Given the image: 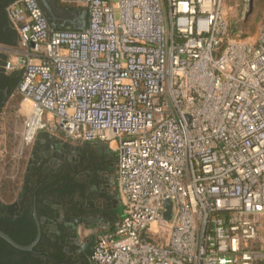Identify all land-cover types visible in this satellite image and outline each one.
I'll return each instance as SVG.
<instances>
[{
    "label": "built area",
    "instance_id": "2783aa9c",
    "mask_svg": "<svg viewBox=\"0 0 264 264\" xmlns=\"http://www.w3.org/2000/svg\"><path fill=\"white\" fill-rule=\"evenodd\" d=\"M74 1L82 30L11 3L5 69L22 71L24 144L115 143L123 215L91 264H264V27L230 34L225 0Z\"/></svg>",
    "mask_w": 264,
    "mask_h": 264
},
{
    "label": "flooded vegetation",
    "instance_id": "af4514ba",
    "mask_svg": "<svg viewBox=\"0 0 264 264\" xmlns=\"http://www.w3.org/2000/svg\"><path fill=\"white\" fill-rule=\"evenodd\" d=\"M0 29L2 32L0 40L16 37V33L11 30V23L1 7ZM4 71L7 73L5 61L0 54V110L8 103L10 93L14 90V85L9 84V81L3 78ZM10 75L16 74L10 73ZM64 142L58 137H51L45 133L38 136L25 168V176L30 174V179L26 181L24 176L17 200L8 205H0V220L2 219L0 227L6 228L4 221L6 213L15 220L23 217V205L20 200L27 193V188H33L35 194L43 186L70 190L74 188L76 190L74 195L65 201V205L50 204L56 212L54 215L48 212L45 216H39L34 204L33 218L36 235L34 240L25 247L36 241L39 231L41 236L33 248L22 250L33 251L44 235L49 237L52 242L62 246V251L68 256L67 264H91L90 258L84 260L81 247L85 242L90 241L89 237L93 236V248L100 225L110 218L103 212L106 208L105 199L108 197V190L104 189L108 186L105 185L106 172L103 171L108 169L109 164L101 162L103 159L106 161L104 157L106 148L103 143H84L82 145L68 143L65 146ZM92 197L95 198L92 199ZM14 203L15 205H13ZM34 211H36L37 217H35ZM0 231L2 230L0 229Z\"/></svg>",
    "mask_w": 264,
    "mask_h": 264
},
{
    "label": "trees",
    "instance_id": "16d2710c",
    "mask_svg": "<svg viewBox=\"0 0 264 264\" xmlns=\"http://www.w3.org/2000/svg\"><path fill=\"white\" fill-rule=\"evenodd\" d=\"M14 1L16 0H0V7L3 9V12L7 15V17V8ZM228 1L229 3H234V0ZM240 1L241 0H237L236 3ZM257 3L259 5H264V0H256V4ZM66 10L69 11L70 9ZM238 12L239 11H237V13ZM239 18H241L240 14L235 17V20H238ZM241 24L242 23H236V21H230V34H237ZM1 33L2 32L0 29V34ZM3 35L4 33L2 36ZM15 38H17V34L16 37H7L5 39H1L0 43L10 44V41ZM240 38H244L243 35H240ZM13 41L16 42L17 39ZM1 56L5 61L6 56ZM10 73H14L16 75L11 76ZM2 76L5 80L9 81V84L14 85V90L10 93V102L14 103V105L19 104L22 100V96L17 93V87L21 81L22 75L8 71L5 73L4 71ZM21 162L24 163L23 160ZM103 162L104 164H107V161L104 159L101 163ZM6 163L5 169L9 171L10 161H7ZM24 164H26V162ZM22 176V173H18L14 178L2 176L0 179V205H8L17 200L20 182L23 179ZM27 189L28 191L24 195V198L20 200V203L23 205V217H21V219L15 220L12 216L6 213L4 218L6 228L0 227V229L8 234L13 240L24 246L31 243L36 235V225L33 218L34 204L36 205L39 216H45L48 214V212L54 215L56 212L53 208H51L50 204L65 205V201L72 197L76 191L74 188H71L70 190L68 188L59 189L54 186H43L40 188L38 193L35 194L32 190L33 188L30 187ZM23 236L27 237L24 238ZM67 257V254L62 251V246L52 242L49 237L44 235L41 237L40 241L31 252L17 249L0 237V264H67Z\"/></svg>",
    "mask_w": 264,
    "mask_h": 264
},
{
    "label": "rangeland",
    "instance_id": "374dc122",
    "mask_svg": "<svg viewBox=\"0 0 264 264\" xmlns=\"http://www.w3.org/2000/svg\"><path fill=\"white\" fill-rule=\"evenodd\" d=\"M57 1L59 2V4L63 3L62 0ZM236 1L237 0H234V3H229L228 0H225L224 2V11L227 13L229 23L230 21H236V23L243 24L239 26V31L237 32V34H235V36L243 35L244 39H248L252 42H255L258 37V34L264 27V5H259L258 3L256 4V0H252L250 12L247 16H245L246 0H241L237 3ZM64 4L65 3H63V5ZM68 5L74 6L73 8L76 9L83 8L79 4H76L77 6L71 4ZM237 11L239 12L237 13ZM239 14L241 15V18L235 20V17ZM0 46H3V44H0ZM0 54L3 56L8 55L2 49H0ZM25 104V101L21 100L19 104L14 105V103L10 102L9 99V102L0 111V153L2 150L5 149V161H10L9 171L12 177L16 173H22L23 175L25 174L23 173V169L26 165L24 163H27L30 159L31 153L37 142L36 137L31 144L27 145L24 144V140L22 138L23 121L25 116V112L22 108V105L24 107ZM106 147L107 145H105V148ZM104 157L106 158V161L109 164V168L103 171L106 172L105 185H108L107 187H104V189L110 191L111 188H113L111 186H113L112 183L114 182L113 172L116 156L115 153L108 151L106 148L104 152ZM22 160L24 161V163L21 162ZM4 166L5 165L3 164V162H0V178L8 174H5L6 170L4 169ZM94 198L95 197H92V199Z\"/></svg>",
    "mask_w": 264,
    "mask_h": 264
},
{
    "label": "crops",
    "instance_id": "0c3cea01",
    "mask_svg": "<svg viewBox=\"0 0 264 264\" xmlns=\"http://www.w3.org/2000/svg\"><path fill=\"white\" fill-rule=\"evenodd\" d=\"M62 1H63V3L66 4V6H65V4L63 5V3L59 4V2L57 0H41V2H40L51 26L53 28H56V29H70V30H79L81 28H85V26L87 25V15L83 20L81 18L82 10H84V8L76 9V8H73L74 6H69L68 4H71V5L77 4L74 0H62ZM66 9H70V10L68 11ZM11 30L16 33V31L14 30L12 25H11ZM15 39H17L16 42L13 41ZM15 39L11 40L10 44H3V46H0L1 48H3V47L6 48V49H2V50H4L5 53L9 55V56L7 55L8 57L5 55L6 56L5 62L8 59H15V57H16L14 53L7 50V48H9L10 46H15L17 44L18 37ZM14 72L22 75V71H14ZM43 133L48 134L51 137H53V136L58 137V136L52 135V134L47 133V132H43ZM41 134L42 133H40L39 135H41ZM58 138L63 140L60 137H58ZM95 143H103V144L107 145V147H106L107 150L111 151L112 153H115V156H116L115 157L114 172H113L114 173L113 174L114 182L112 183L113 186H111L113 188H111L110 191L108 190V192H109L107 194L108 197L105 199L106 208L103 210V212L108 214L110 216V218L107 219L108 221H106L100 225V230H99V231H107V230L111 229L115 225V223L123 215V208H122V205L120 204L119 198H118V186H117V183L115 180V171H116V167H117V151L115 150V143H106V142H95ZM76 145H82V144H76ZM25 168H26V165L23 169V171H24L23 173H25ZM108 168H109V166H108ZM24 176H25V174L22 177L23 179H24ZM23 179L20 182L19 188H21L23 185V182H24ZM111 200H112V202H111Z\"/></svg>",
    "mask_w": 264,
    "mask_h": 264
},
{
    "label": "water",
    "instance_id": "95a60500",
    "mask_svg": "<svg viewBox=\"0 0 264 264\" xmlns=\"http://www.w3.org/2000/svg\"><path fill=\"white\" fill-rule=\"evenodd\" d=\"M39 2H41V0H39ZM251 4H252V0H246V12H245V16H247L250 12V9H251ZM87 15V11L84 9L82 10V15H81V18L82 20L86 17ZM84 28H81L79 30H82ZM64 145H68V142H64ZM30 179V174H26L25 176V180L28 181ZM15 205V203L13 204ZM165 208L167 209L165 214H164V217L166 220H170L171 216H172V213H173V207H174V204L171 200H166L165 203ZM34 215L35 217H37L36 215V211H34ZM41 236V233L40 231L38 232V235H37V238H36V241H34L30 246L28 247H25L23 245H20L19 243H17L15 240H13L8 234L0 231V237L2 239H4L5 241H7L9 244H11L12 246L16 247L17 249H28L30 250L31 248H33V246L37 243V241L39 240ZM90 238V241L89 242H85L82 247H81V254L84 256V260H88L90 257H91V254H92V251H93V243H92V240H93V236L89 237Z\"/></svg>",
    "mask_w": 264,
    "mask_h": 264
}]
</instances>
